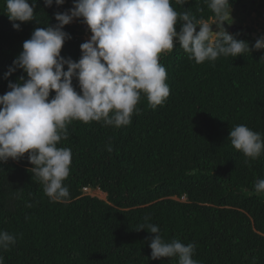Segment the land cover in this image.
<instances>
[{
    "label": "trees",
    "instance_id": "obj_1",
    "mask_svg": "<svg viewBox=\"0 0 264 264\" xmlns=\"http://www.w3.org/2000/svg\"><path fill=\"white\" fill-rule=\"evenodd\" d=\"M71 2L46 7L36 0L35 21L16 30L6 0H0V95L10 90L9 81L26 78L22 69L4 78L23 42L35 28L55 25V13L71 9ZM231 3L244 16L255 12L264 19V0ZM172 6L214 21L204 0L184 6L172 0ZM229 28L250 46L264 35V28L262 34ZM64 31L72 38L61 55L78 61L83 32L72 23ZM262 57L264 50L249 51L197 64L179 43L162 53L170 87L163 105L153 108L142 95L129 125L79 120L68 125V138L58 142L72 153L64 181L70 196L63 201L44 194L27 153L0 164V230L16 237L14 246L0 250L4 264H177L174 258L151 259L154 234L135 230L146 215L166 242L194 244L199 264H264V193L254 189L264 179V154L246 163L229 141L231 127L240 124L264 135ZM73 84L79 91L78 81ZM86 188L99 189L106 200L84 194Z\"/></svg>",
    "mask_w": 264,
    "mask_h": 264
},
{
    "label": "clouds",
    "instance_id": "obj_2",
    "mask_svg": "<svg viewBox=\"0 0 264 264\" xmlns=\"http://www.w3.org/2000/svg\"><path fill=\"white\" fill-rule=\"evenodd\" d=\"M35 2L6 0V15L14 29L35 21ZM188 2L175 0L181 6ZM44 3L46 7L53 3L62 6L65 0ZM204 3L214 15L212 23L188 10L178 12L172 0H74L71 9L55 13V25L35 28L4 74L8 79L22 69L26 78L20 77L17 83L9 81L10 90L0 95V164L9 159L19 161L27 153L34 165L31 172L42 182L44 194L53 202L63 201L70 196L64 181L70 175L72 153L69 148L58 147V142L68 138V125L73 120L103 121L116 128L129 125L133 114L140 112L137 105L142 95L153 108L163 105L170 87L159 58L174 49L175 39L188 59L197 64L264 50V35L250 46L225 28L234 22L231 0ZM77 19L92 33L80 45L78 61L61 55L65 42L72 38L64 28ZM229 141L247 158L246 163L264 154V135L246 125L231 127ZM254 189L264 193V179H258ZM96 191L100 190L86 188L84 194L92 196L89 193ZM144 220L135 230L154 234L149 237L152 260L174 258L177 264H199L193 259L194 244L185 245L179 239L166 242L160 227L148 222L147 215ZM15 244L13 234L0 230V250ZM0 264H4L2 256Z\"/></svg>",
    "mask_w": 264,
    "mask_h": 264
},
{
    "label": "rangeland",
    "instance_id": "obj_3",
    "mask_svg": "<svg viewBox=\"0 0 264 264\" xmlns=\"http://www.w3.org/2000/svg\"><path fill=\"white\" fill-rule=\"evenodd\" d=\"M66 2L69 1H73V0H65ZM233 18H234V22L231 25H234L235 27L238 26H243V28L245 27H250L253 28L255 30H258L259 33L262 34V30L261 28H264V19L259 18L255 12H251L250 15L247 14V16L242 15L241 12L238 11H234L233 10ZM244 19V22H242V20ZM213 21L209 22L212 23ZM73 25H77L80 27L81 31L83 32V36L82 39L86 42L90 36H91V32L89 27L82 23V21L80 19L74 20L72 22ZM229 26V25H228ZM214 30H215V25L213 26ZM92 194V196L97 197L101 200H106V195L102 194L100 191H96L95 193H89Z\"/></svg>",
    "mask_w": 264,
    "mask_h": 264
},
{
    "label": "water",
    "instance_id": "obj_4",
    "mask_svg": "<svg viewBox=\"0 0 264 264\" xmlns=\"http://www.w3.org/2000/svg\"><path fill=\"white\" fill-rule=\"evenodd\" d=\"M70 6L73 7L74 4L71 2V3H70ZM235 8H236V6H235ZM238 29H240V28H237V27L232 26V27H230V32H231V33H235L236 31H238ZM253 36H254V37H257V34H253ZM176 43H179V40H178V39H175V40H174V45H175Z\"/></svg>",
    "mask_w": 264,
    "mask_h": 264
},
{
    "label": "flooded vegetation",
    "instance_id": "obj_5",
    "mask_svg": "<svg viewBox=\"0 0 264 264\" xmlns=\"http://www.w3.org/2000/svg\"><path fill=\"white\" fill-rule=\"evenodd\" d=\"M225 28H227V29H228L229 27H227V26L225 25Z\"/></svg>",
    "mask_w": 264,
    "mask_h": 264
}]
</instances>
